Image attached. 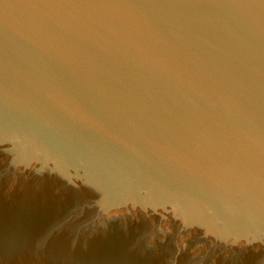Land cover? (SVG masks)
Returning <instances> with one entry per match:
<instances>
[{
    "label": "water",
    "instance_id": "95a60500",
    "mask_svg": "<svg viewBox=\"0 0 264 264\" xmlns=\"http://www.w3.org/2000/svg\"><path fill=\"white\" fill-rule=\"evenodd\" d=\"M0 264H264V0H0Z\"/></svg>",
    "mask_w": 264,
    "mask_h": 264
}]
</instances>
